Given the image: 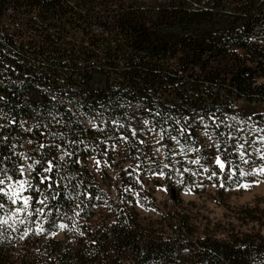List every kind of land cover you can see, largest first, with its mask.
<instances>
[{
    "label": "trees",
    "instance_id": "trees-1",
    "mask_svg": "<svg viewBox=\"0 0 264 264\" xmlns=\"http://www.w3.org/2000/svg\"><path fill=\"white\" fill-rule=\"evenodd\" d=\"M261 129L264 0H0V188L29 142L43 209L0 193V264H264L263 202H227ZM201 184L230 209L213 230L182 196Z\"/></svg>",
    "mask_w": 264,
    "mask_h": 264
},
{
    "label": "rangeland",
    "instance_id": "rangeland-1",
    "mask_svg": "<svg viewBox=\"0 0 264 264\" xmlns=\"http://www.w3.org/2000/svg\"><path fill=\"white\" fill-rule=\"evenodd\" d=\"M242 105V104H241ZM88 124L91 122L88 120ZM203 136H206L204 134ZM20 150L22 154H26L28 156L29 162L32 165V159L30 158V151H29V142H24ZM158 154L160 157L163 156V149H158ZM22 160V159H21ZM220 160H222L220 158ZM23 164V163H22ZM95 162H92L91 166H95ZM99 168L102 170H106V172L115 178L116 173L114 169L110 166L101 164ZM264 168V164L262 166L255 167L254 170ZM257 179L253 182H246L244 184L250 185L248 188L240 187V189L235 190L228 199V206L230 209H237L240 206L244 205H255L258 202H263L264 204V183L261 179H264V173L256 174ZM244 177L247 179L249 178V173H246ZM25 182H27L24 180ZM28 184V183H27ZM17 187V186H16ZM15 187V188H16ZM200 193L194 192V188L189 186L182 192V196L185 201L187 202H194L197 205L196 211L198 214L199 221L202 222V226L209 225L210 228L213 230V222L224 221L226 215L230 213V209L221 202L217 200V194L215 187L208 186L207 189L205 188L204 184L200 185ZM114 192V188L111 189ZM23 196H26V193H22ZM155 195L160 201H164L167 199V192L165 189H156L155 188ZM57 238L62 239L63 234L59 232L55 235Z\"/></svg>",
    "mask_w": 264,
    "mask_h": 264
},
{
    "label": "snow or ice",
    "instance_id": "snow-or-ice-1",
    "mask_svg": "<svg viewBox=\"0 0 264 264\" xmlns=\"http://www.w3.org/2000/svg\"><path fill=\"white\" fill-rule=\"evenodd\" d=\"M261 131H264V129H261ZM261 140L264 141V137H261ZM241 158L243 159V155ZM261 159L264 160V156H262ZM245 162H247V161H245ZM195 163H199V161H195ZM215 163L219 166V168L221 170H224L225 163L222 160H220L219 157H217ZM45 171H51V167H49L48 169H45ZM261 173H264V168L256 169L251 174L256 175V174H261ZM230 175H233V173H230ZM241 175H244V173L241 172ZM9 179H11V178L9 177ZM3 184H4V180L0 179V185H3ZM240 186L244 187V188H248L250 185L242 184ZM27 190H28L27 189V182L19 181L17 183V187L14 190H12L10 194L4 193L3 188H0V193H4L5 195H7L8 200H10L13 205L17 204L18 201L23 205V207L16 208V213H24L27 216H31L34 214L35 215H43V209L42 208H32L31 211L28 210L31 207L30 206L31 197L22 195V193H24ZM34 190L38 191V189H34ZM37 203L43 205L45 203V201L44 200H38ZM3 208H4V205L2 203H0V210H2ZM7 223H8L7 219L0 221V228H2L3 225H6ZM21 223H23V221H21ZM60 227L65 228V227H67V225H60ZM42 231H43L42 227L37 230L38 233L42 232ZM0 235H2V233H0Z\"/></svg>",
    "mask_w": 264,
    "mask_h": 264
},
{
    "label": "built area",
    "instance_id": "built-area-1",
    "mask_svg": "<svg viewBox=\"0 0 264 264\" xmlns=\"http://www.w3.org/2000/svg\"><path fill=\"white\" fill-rule=\"evenodd\" d=\"M22 150H17V153L22 159V168H23V174L25 177V180L27 183H29L31 177H32V172H33V165L30 164L28 156L26 154L21 153Z\"/></svg>",
    "mask_w": 264,
    "mask_h": 264
}]
</instances>
